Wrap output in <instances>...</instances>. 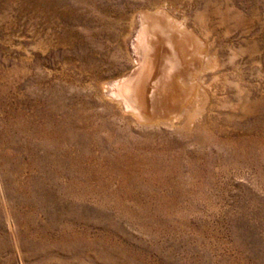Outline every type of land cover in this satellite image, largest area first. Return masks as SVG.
Listing matches in <instances>:
<instances>
[{
    "label": "rangeland",
    "instance_id": "374dc122",
    "mask_svg": "<svg viewBox=\"0 0 264 264\" xmlns=\"http://www.w3.org/2000/svg\"><path fill=\"white\" fill-rule=\"evenodd\" d=\"M0 264H264V0H0Z\"/></svg>",
    "mask_w": 264,
    "mask_h": 264
},
{
    "label": "bare ground",
    "instance_id": "6f19581e",
    "mask_svg": "<svg viewBox=\"0 0 264 264\" xmlns=\"http://www.w3.org/2000/svg\"><path fill=\"white\" fill-rule=\"evenodd\" d=\"M146 22L147 23L140 22L138 29H136L134 31V33L131 37V42H130V48L132 49V53L135 56L136 61H137V59L140 60V63L137 61L138 66L133 67V68L129 69L128 71H125L124 73H122V74H120V75H118V76H116V77H114V78H112V79H110V80H108L102 84L103 93L110 100L114 101L117 104V106H119L122 109V111L123 110L127 111V112L130 111V112H132V114L134 113L135 115L136 114L139 115L140 113H146L150 107L151 108L155 107L156 103L158 102L156 100V95L154 94L155 90H154V92L152 90L150 93H148L150 90L149 88H150V85L153 84V82L154 83L159 82L161 79H163V76L165 74V73L163 74L162 71L159 72L157 70L158 58H159V54H160V47L158 45H152V43H151L152 38H157V39L160 38L156 34H157V32H159L160 34L161 33L163 34V32H164L163 27L164 26L157 19H151V20L146 21ZM184 44H185V42H184ZM175 52H177V51H175ZM186 52H187V50H186ZM197 52L199 54V50H197ZM200 53H201V50H200ZM184 56H185V54H184ZM184 56L182 59H184ZM194 56H196V54ZM172 59H173V57H172ZM173 61H172V63H174ZM181 66H183V65H181ZM167 72L171 73V68H168L166 70V73ZM182 73H183V70H182ZM154 77H155V80H153ZM180 77L183 78V76H180ZM176 86L177 85H174L173 83H171L169 87L173 90H176L177 89ZM154 88H156V87H154ZM199 96H201L200 99H202V97H203L202 93H200ZM178 116H179V114L177 112H175L173 114L172 120L178 118Z\"/></svg>",
    "mask_w": 264,
    "mask_h": 264
}]
</instances>
